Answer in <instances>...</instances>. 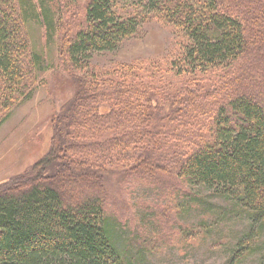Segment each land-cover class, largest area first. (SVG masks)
Returning a JSON list of instances; mask_svg holds the SVG:
<instances>
[{"label":"trees","instance_id":"trees-1","mask_svg":"<svg viewBox=\"0 0 264 264\" xmlns=\"http://www.w3.org/2000/svg\"><path fill=\"white\" fill-rule=\"evenodd\" d=\"M32 19L48 40L60 36L62 68L86 76L53 117L49 151L0 184V264H140L138 239L122 235L109 210L119 209L117 178L195 202L204 215L195 236L216 230L210 220L221 208L242 218L228 264L254 254L264 264V0H0V127L39 84ZM155 19L174 29L177 59L91 66L93 55L118 50ZM56 175L69 182L66 195L47 178ZM174 208L152 212L156 242L168 223L179 225L166 211Z\"/></svg>","mask_w":264,"mask_h":264},{"label":"rangeland","instance_id":"rangeland-1","mask_svg":"<svg viewBox=\"0 0 264 264\" xmlns=\"http://www.w3.org/2000/svg\"><path fill=\"white\" fill-rule=\"evenodd\" d=\"M80 13H83V7ZM45 29V25L39 20L32 19L28 22L32 45L41 54L38 68L39 84L33 97L16 107L0 127V184L29 170L49 151L54 134L53 117L65 103L73 99L79 80L86 76L62 68L59 63L60 36L55 33V36L53 34L54 37L48 40ZM65 35L64 31L63 36L66 37ZM175 36V31L170 25L158 19L150 20L141 26L136 35L124 40L118 50L93 55L91 66L95 70L109 72L108 70L125 65L147 64L151 61L167 60L170 63L177 59L182 49ZM247 64L251 67L256 65L249 61ZM200 82L199 80L198 83ZM201 83L206 84L209 81ZM51 177L53 184L61 188L65 195L67 191H71L69 182L61 181V176H47L48 179ZM185 187L188 188L187 194L194 198L196 187L193 185ZM111 190L120 201L117 203L119 209L111 203L109 210L116 214L122 235L138 239L133 242L132 255L140 260V264H228L232 252L230 243L242 235L240 230L244 231V228L241 225L247 222L227 214L221 208L226 214L214 215L210 220L217 222L216 230L205 237L203 234L195 236V228H198L200 220L204 219L203 213L195 211V202H190L175 193L170 195L171 190L168 186L152 183L144 185L135 181L119 185L117 178L112 182ZM161 194L163 197L172 196L174 199L172 204L165 198L160 199ZM159 203L176 208L166 211L168 214L172 212L177 214L179 225L170 223L173 228L169 230L168 223L161 233L162 235L164 232L167 238L156 242L151 224H156L157 216H153L155 213L152 212L157 211ZM213 207L218 206L210 203L209 208ZM158 213H161V209H158ZM165 222H168L166 218ZM181 224L192 228L189 237H180L182 233L179 235L178 229ZM144 237H147L148 243L143 240ZM140 248H145L143 254L140 253ZM233 264H260V257L258 254L249 255L236 260Z\"/></svg>","mask_w":264,"mask_h":264}]
</instances>
